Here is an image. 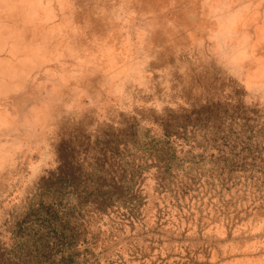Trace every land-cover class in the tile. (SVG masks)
Instances as JSON below:
<instances>
[{
    "label": "rangeland",
    "instance_id": "obj_1",
    "mask_svg": "<svg viewBox=\"0 0 264 264\" xmlns=\"http://www.w3.org/2000/svg\"><path fill=\"white\" fill-rule=\"evenodd\" d=\"M5 2L0 143L28 101L58 103L52 152L0 168V264H264V92L244 83L264 77V0H233L239 79L199 43L203 0Z\"/></svg>",
    "mask_w": 264,
    "mask_h": 264
},
{
    "label": "clouds",
    "instance_id": "obj_2",
    "mask_svg": "<svg viewBox=\"0 0 264 264\" xmlns=\"http://www.w3.org/2000/svg\"><path fill=\"white\" fill-rule=\"evenodd\" d=\"M16 7V5L7 2V0L3 4L5 13L15 10ZM26 7L32 10V15L36 14V9L48 12L49 14L55 11L51 3L32 4ZM247 7V5L237 6L233 0H203L202 2L205 15L213 27L208 31L206 41L199 43L201 46L207 43L209 46L208 51L215 60L216 65L228 73L229 76L237 79H239L238 74L241 71V65L248 56L246 47L247 38L239 36L237 31L239 24L247 12ZM132 14L131 11L127 13L129 16ZM244 83L246 91L264 92V77L248 79ZM35 103L46 105V110L41 106L36 107ZM35 103L28 101L26 107L31 105L29 111L34 115L31 118L26 115L23 124L19 126L25 129L23 139L12 136L9 129L12 131L18 130L10 122L4 124V143H0V168L7 166L19 152L25 149L31 153L37 150V145L41 146L39 150L48 149L50 153L52 152L48 139L50 131L48 127L47 107L50 104L58 103V101H37ZM39 150H37V154ZM33 163H35V160ZM56 167V156L52 154L50 155L47 169H42V171L55 169ZM29 171L31 172L32 170L29 169Z\"/></svg>",
    "mask_w": 264,
    "mask_h": 264
},
{
    "label": "bare ground",
    "instance_id": "obj_3",
    "mask_svg": "<svg viewBox=\"0 0 264 264\" xmlns=\"http://www.w3.org/2000/svg\"><path fill=\"white\" fill-rule=\"evenodd\" d=\"M262 4V3H261ZM263 5V4H262ZM260 7H261V5H260ZM259 7V8H260ZM261 9H263V8H261ZM251 10V9H250ZM255 10V9H254ZM258 10V9H257ZM256 11V10H255ZM56 12V11H55ZM248 12H250V11H248ZM259 12V11H258ZM260 12H262V10H260ZM251 15V14H250ZM248 16V15H247ZM261 22V21H260ZM61 23V22H60ZM59 23V24H60ZM62 24V23H61ZM247 33V32H246ZM249 35H250V33H249ZM252 35V34H251ZM114 68V67H113ZM45 69V68H44ZM44 69H42V70H44ZM41 78V77H40ZM225 78V77H224ZM233 78V77H232ZM235 78V77H234ZM219 80V79H218ZM222 82V81H221ZM238 82H239V80H238ZM223 83V82H222ZM35 84V83H34ZM60 84V83H59ZM212 86V85H211ZM232 86V85H231ZM191 88V87H190ZM224 88V87H223ZM240 88V87H239ZM31 89V88H30ZM225 89V88H224ZM211 90V89H210ZM223 90V89H222ZM221 90V91H222ZM228 90V89H227ZM192 91H193V89H192ZM247 92V91H246ZM48 93H49V91H48ZM51 93V92H50ZM186 93V92H185ZM201 93V92H200ZM214 93V92H213ZM250 93V92H249ZM262 93V92H261ZM221 94V93H220ZM26 95V94H25ZM190 95V94H189ZM200 96V95H199ZM221 96V95H220ZM219 98V97H218ZM249 98V97H248ZM142 99V98H141ZM158 99V98H157ZM197 99V98H196ZM164 100V99H163ZM170 100V99H169ZM190 100V99H189ZM144 102V101H143ZM153 102V101H152ZM167 102H169V101H167ZM145 103V102H144ZM154 103V102H153ZM159 103V102H158ZM171 104V103H170ZM185 104V103H184ZM43 105V104H42ZM158 105H160V103L158 104ZM44 106V105H43ZM169 106V105H168ZM137 110V109H136ZM161 111V110H160ZM152 113V112H151ZM157 113V112H156ZM160 114V113H159ZM149 115V114H148ZM119 116V115H118ZM24 118H25V116H24ZM22 119V118H21ZM11 177V176H10Z\"/></svg>",
    "mask_w": 264,
    "mask_h": 264
},
{
    "label": "trees",
    "instance_id": "obj_4",
    "mask_svg": "<svg viewBox=\"0 0 264 264\" xmlns=\"http://www.w3.org/2000/svg\"><path fill=\"white\" fill-rule=\"evenodd\" d=\"M35 215V211H30L27 216L23 219V222L26 224V223H29L31 218Z\"/></svg>",
    "mask_w": 264,
    "mask_h": 264
}]
</instances>
